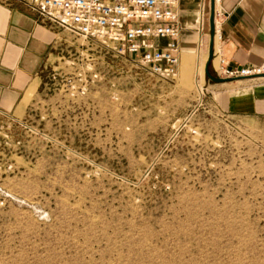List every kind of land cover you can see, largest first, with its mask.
<instances>
[{
  "label": "rangeland",
  "instance_id": "rangeland-1",
  "mask_svg": "<svg viewBox=\"0 0 264 264\" xmlns=\"http://www.w3.org/2000/svg\"><path fill=\"white\" fill-rule=\"evenodd\" d=\"M61 33L0 110V264H264V79L210 81L197 45L161 80Z\"/></svg>",
  "mask_w": 264,
  "mask_h": 264
},
{
  "label": "crops",
  "instance_id": "crops-1",
  "mask_svg": "<svg viewBox=\"0 0 264 264\" xmlns=\"http://www.w3.org/2000/svg\"><path fill=\"white\" fill-rule=\"evenodd\" d=\"M28 1L0 0V110L6 113L22 106L32 87L37 90L39 73L55 59L57 36L62 34L31 11ZM176 13L178 43L185 58H190L187 54L197 45L209 55L213 42L212 73L217 71V60L228 69L257 66L264 61V0H178Z\"/></svg>",
  "mask_w": 264,
  "mask_h": 264
},
{
  "label": "built area",
  "instance_id": "built-area-1",
  "mask_svg": "<svg viewBox=\"0 0 264 264\" xmlns=\"http://www.w3.org/2000/svg\"><path fill=\"white\" fill-rule=\"evenodd\" d=\"M178 0H29L28 7L59 33L96 39L120 56L132 58L151 76L175 81L180 66ZM62 39L57 38V43ZM219 78L264 77L257 66L228 69Z\"/></svg>",
  "mask_w": 264,
  "mask_h": 264
},
{
  "label": "water",
  "instance_id": "water-1",
  "mask_svg": "<svg viewBox=\"0 0 264 264\" xmlns=\"http://www.w3.org/2000/svg\"><path fill=\"white\" fill-rule=\"evenodd\" d=\"M210 32H211V41H213V38H214V35H215L214 14L211 15ZM212 49H213V42H211V44H210L208 63L206 65V67H205V75H206V77L210 81H212V82H214L216 84H224V83L230 82L231 80H229V79H222V78H219V77H214V76H212L209 73V65H210V62L212 61Z\"/></svg>",
  "mask_w": 264,
  "mask_h": 264
},
{
  "label": "bare ground",
  "instance_id": "bare-ground-1",
  "mask_svg": "<svg viewBox=\"0 0 264 264\" xmlns=\"http://www.w3.org/2000/svg\"><path fill=\"white\" fill-rule=\"evenodd\" d=\"M259 78H262L263 79V77H259Z\"/></svg>",
  "mask_w": 264,
  "mask_h": 264
}]
</instances>
